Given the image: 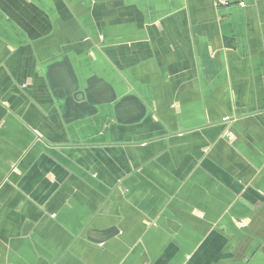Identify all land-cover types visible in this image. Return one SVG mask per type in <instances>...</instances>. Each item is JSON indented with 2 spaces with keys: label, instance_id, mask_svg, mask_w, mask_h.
<instances>
[{
  "label": "crops",
  "instance_id": "obj_1",
  "mask_svg": "<svg viewBox=\"0 0 264 264\" xmlns=\"http://www.w3.org/2000/svg\"><path fill=\"white\" fill-rule=\"evenodd\" d=\"M0 264H264V0H0Z\"/></svg>",
  "mask_w": 264,
  "mask_h": 264
},
{
  "label": "built area",
  "instance_id": "obj_2",
  "mask_svg": "<svg viewBox=\"0 0 264 264\" xmlns=\"http://www.w3.org/2000/svg\"><path fill=\"white\" fill-rule=\"evenodd\" d=\"M231 0H221V3L225 4V5H228L230 4ZM242 6H244L245 4L244 3H240ZM228 139L229 140H233L234 139V136L232 134H228Z\"/></svg>",
  "mask_w": 264,
  "mask_h": 264
}]
</instances>
